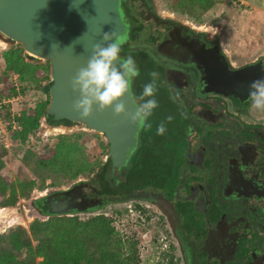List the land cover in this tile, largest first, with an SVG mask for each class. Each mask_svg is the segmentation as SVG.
Segmentation results:
<instances>
[{
  "label": "flooded vegetation",
  "instance_id": "obj_1",
  "mask_svg": "<svg viewBox=\"0 0 264 264\" xmlns=\"http://www.w3.org/2000/svg\"><path fill=\"white\" fill-rule=\"evenodd\" d=\"M120 13V54L139 68L134 103H142L155 72L158 107L138 126L121 167L104 138V163L90 178L49 192L34 208L49 216L43 199L61 201L73 189L72 205L85 211L75 207L71 216L125 206L122 214L154 221L181 264H264V113L252 108L248 92L226 89V75L248 66L264 78V50L240 43L228 49L206 23L159 10L154 0H120ZM161 122L166 132L157 135Z\"/></svg>",
  "mask_w": 264,
  "mask_h": 264
},
{
  "label": "rangeland",
  "instance_id": "obj_2",
  "mask_svg": "<svg viewBox=\"0 0 264 264\" xmlns=\"http://www.w3.org/2000/svg\"><path fill=\"white\" fill-rule=\"evenodd\" d=\"M159 10L174 13L182 20L193 23H206L210 35L216 34L224 45L230 47L233 44L256 45L264 50V0H154ZM20 44L0 38V75L4 69L3 52L17 49ZM262 47V48H261ZM23 50V48L20 46ZM227 49V48H226ZM253 49V48H252ZM23 57L26 62L44 65V61H29L23 50ZM42 76V75H41ZM40 76V77H41ZM49 79L41 84L50 82V65L47 73ZM7 82L17 83V77H8ZM0 88L4 89L0 84ZM46 99V95L35 86L25 89L24 93L9 101V112L11 117L18 116L21 112L35 108V106ZM8 101H5V103ZM3 103V104H5ZM2 106V105H1ZM7 112V111H6ZM11 124V123H10ZM9 122L0 116V155L3 160L2 175L11 182L21 180H34L38 183L30 192L27 198L17 196L12 206L0 203V234H8L12 229L23 228L29 231L30 224L35 220L46 221L47 216L40 215L33 206V203L57 189H65L73 184L90 178V175L104 163L105 139L103 135L86 129L83 125L72 124L69 126H50L44 118L41 120L37 136H33L27 145H15L11 141ZM59 136H67L70 142H76L79 146L76 154L83 161L90 164L89 170L76 174L71 178L63 173L43 174L36 171L35 165L25 167L22 158L27 147H34L35 156L44 154L45 150L54 147ZM38 138V139H37ZM75 158V157H74ZM36 172V173H35ZM44 182V183H43ZM43 186V187H42ZM10 190H7L5 198H8ZM4 198L0 202H4ZM125 206L107 208L102 211V217L112 221L111 226L119 233L125 241V247L130 240L136 242L138 264H181L178 252L175 255L166 242H161L156 224L151 220L142 221L137 217L136 212L122 214L120 210ZM117 210V211H114ZM127 215V216H126ZM81 221L91 218L90 215L77 216ZM36 242H33L35 245ZM169 246V247H168ZM126 253V248L123 249ZM40 258L35 259L39 263ZM183 264V263H182Z\"/></svg>",
  "mask_w": 264,
  "mask_h": 264
},
{
  "label": "water",
  "instance_id": "obj_3",
  "mask_svg": "<svg viewBox=\"0 0 264 264\" xmlns=\"http://www.w3.org/2000/svg\"><path fill=\"white\" fill-rule=\"evenodd\" d=\"M111 32L117 33L119 41L126 34L120 0H0V38L20 44L29 61L49 62L51 81L45 117L81 124L103 135L112 145L114 165L121 167L136 146L138 126L126 115H113L111 108L101 113L95 106L88 118L81 119L73 109L79 93L71 87L77 71L87 65L93 47L105 44L102 34ZM255 68L228 73L226 89L249 94V85L258 80ZM124 99L126 111L134 112L133 97L128 99L126 95ZM71 192L73 189L61 201L51 196L43 199L49 216H68L75 207L85 211L72 205Z\"/></svg>",
  "mask_w": 264,
  "mask_h": 264
},
{
  "label": "trees",
  "instance_id": "obj_4",
  "mask_svg": "<svg viewBox=\"0 0 264 264\" xmlns=\"http://www.w3.org/2000/svg\"><path fill=\"white\" fill-rule=\"evenodd\" d=\"M20 46L5 51L2 55L4 69L0 75V84L4 89L0 88V116L9 122L12 143L21 147L29 142L33 145L29 139L37 136L41 120L45 117L50 82L41 84L49 79V62L44 65L26 62ZM14 76L17 77L19 86L13 81L7 82L8 77ZM32 86L38 87L46 95V99L39 102L35 108L11 117L8 104L10 99ZM45 118L50 126L72 125L65 120L55 121L50 116ZM78 148V144L70 142L67 136H59L54 147L46 149L44 154L38 157L35 156L34 147H27L21 162L25 167H29L33 162L36 171L43 174L63 173L74 178L76 174L90 169V164L76 154ZM3 167L0 155V199H5L0 203L12 206L18 195L27 198L38 183L34 180L11 182L2 175ZM7 190H10V194L5 198ZM47 217L49 219L46 221H33L29 231L17 228L6 235L0 234V264H138L136 242L130 240L125 247V241L111 226L112 221L109 218L100 216L81 221L77 216L71 215ZM33 242L36 244L33 245ZM124 248L126 253L122 252ZM36 258L41 261L35 263Z\"/></svg>",
  "mask_w": 264,
  "mask_h": 264
},
{
  "label": "clouds",
  "instance_id": "obj_5",
  "mask_svg": "<svg viewBox=\"0 0 264 264\" xmlns=\"http://www.w3.org/2000/svg\"><path fill=\"white\" fill-rule=\"evenodd\" d=\"M101 39L105 44H96L93 47L87 65L80 68L71 80L73 92L79 93L73 109L81 119H86L92 114L94 106L101 113L111 108L113 115H126L130 123L142 126L158 107L155 99V78L158 74H150L152 79L144 85L139 96L142 103L134 105V112H127L124 98L127 95L131 99L132 82L139 75V68L132 56H121L117 33H103ZM249 89L252 108L258 113H264V78L254 80ZM171 120V116L167 117L168 122ZM165 132L166 125L161 122L157 126L156 134L164 135Z\"/></svg>",
  "mask_w": 264,
  "mask_h": 264
},
{
  "label": "built area",
  "instance_id": "obj_6",
  "mask_svg": "<svg viewBox=\"0 0 264 264\" xmlns=\"http://www.w3.org/2000/svg\"><path fill=\"white\" fill-rule=\"evenodd\" d=\"M234 1H241V0H234ZM4 103V102H3ZM0 106H1V103H0Z\"/></svg>",
  "mask_w": 264,
  "mask_h": 264
}]
</instances>
